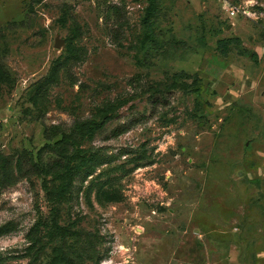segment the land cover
Returning <instances> with one entry per match:
<instances>
[{
	"label": "rangeland",
	"instance_id": "obj_1",
	"mask_svg": "<svg viewBox=\"0 0 264 264\" xmlns=\"http://www.w3.org/2000/svg\"><path fill=\"white\" fill-rule=\"evenodd\" d=\"M37 1L0 0V264H264V0Z\"/></svg>",
	"mask_w": 264,
	"mask_h": 264
},
{
	"label": "trees",
	"instance_id": "obj_2",
	"mask_svg": "<svg viewBox=\"0 0 264 264\" xmlns=\"http://www.w3.org/2000/svg\"><path fill=\"white\" fill-rule=\"evenodd\" d=\"M33 1L35 3L38 2L37 0H33ZM149 1H150V6L157 10L158 5H159V0H149ZM149 31L152 32V28L151 27H149ZM234 40L235 39H229L226 42L229 43V42H233ZM15 229H16V226L12 222H9V223H6V224L2 225L0 227V237L10 234L11 232L15 231Z\"/></svg>",
	"mask_w": 264,
	"mask_h": 264
},
{
	"label": "built area",
	"instance_id": "obj_3",
	"mask_svg": "<svg viewBox=\"0 0 264 264\" xmlns=\"http://www.w3.org/2000/svg\"><path fill=\"white\" fill-rule=\"evenodd\" d=\"M228 11H229L231 16H234V15H236L238 9L236 7H229Z\"/></svg>",
	"mask_w": 264,
	"mask_h": 264
},
{
	"label": "water",
	"instance_id": "obj_4",
	"mask_svg": "<svg viewBox=\"0 0 264 264\" xmlns=\"http://www.w3.org/2000/svg\"><path fill=\"white\" fill-rule=\"evenodd\" d=\"M63 43L64 41L62 39H57L55 42V47L60 48Z\"/></svg>",
	"mask_w": 264,
	"mask_h": 264
},
{
	"label": "crops",
	"instance_id": "obj_5",
	"mask_svg": "<svg viewBox=\"0 0 264 264\" xmlns=\"http://www.w3.org/2000/svg\"><path fill=\"white\" fill-rule=\"evenodd\" d=\"M262 172H261V174L263 175V177H264V155H263V164H262Z\"/></svg>",
	"mask_w": 264,
	"mask_h": 264
}]
</instances>
